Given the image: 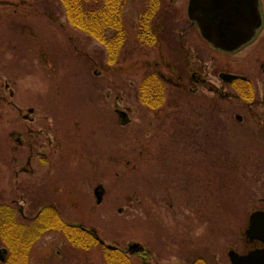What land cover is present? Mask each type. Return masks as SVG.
Segmentation results:
<instances>
[{
	"label": "rangeland",
	"instance_id": "obj_1",
	"mask_svg": "<svg viewBox=\"0 0 264 264\" xmlns=\"http://www.w3.org/2000/svg\"><path fill=\"white\" fill-rule=\"evenodd\" d=\"M151 1H123L126 41L108 64L58 0H0V205L20 220L53 207L103 242L79 248L48 230L29 264H106L103 246L131 264H230V250L251 248L249 215L264 209V22L224 54L192 25L187 0H157L146 40ZM154 72L173 82L150 108L139 88ZM224 73L245 77L251 100Z\"/></svg>",
	"mask_w": 264,
	"mask_h": 264
},
{
	"label": "trees",
	"instance_id": "obj_2",
	"mask_svg": "<svg viewBox=\"0 0 264 264\" xmlns=\"http://www.w3.org/2000/svg\"><path fill=\"white\" fill-rule=\"evenodd\" d=\"M64 9L68 23L104 46L107 63L118 60L126 41L122 13L124 0H58ZM142 14L140 36L152 39L150 19L156 11L157 0ZM238 91L244 100H251L252 94L247 83L238 82ZM142 104L159 107L164 98V85L160 77L147 73L139 88ZM18 213L10 206L0 205V242L4 247L1 264H29V253L33 244L48 231H60L74 246L88 249L99 244L94 232L82 227L67 225L53 207H45L33 218L20 220ZM106 264H131L130 259L118 248L103 246ZM199 264L200 260L198 261ZM197 261L195 264H198ZM194 264V263H193Z\"/></svg>",
	"mask_w": 264,
	"mask_h": 264
},
{
	"label": "water",
	"instance_id": "obj_3",
	"mask_svg": "<svg viewBox=\"0 0 264 264\" xmlns=\"http://www.w3.org/2000/svg\"><path fill=\"white\" fill-rule=\"evenodd\" d=\"M186 14L201 38L213 49L226 54H233L251 43L263 26L260 0H188ZM221 78L227 83L238 79L230 74H222ZM27 113L23 116L25 120L33 109H28ZM245 236L264 245V211L250 215ZM99 243L103 244L100 240ZM2 253L3 250L0 255ZM227 256L231 264H264V247L242 255L230 250Z\"/></svg>",
	"mask_w": 264,
	"mask_h": 264
},
{
	"label": "flooded vegetation",
	"instance_id": "obj_4",
	"mask_svg": "<svg viewBox=\"0 0 264 264\" xmlns=\"http://www.w3.org/2000/svg\"><path fill=\"white\" fill-rule=\"evenodd\" d=\"M157 65H158V63H156V64H154V67H155V69H157L156 67H157ZM170 71L172 72V77H177L176 76V73H175V71L173 70V67H171L170 68ZM156 74L160 77V79L162 80V81H165V82H167V83H172L173 82V79H172V77L171 78H165L162 74H158L157 72H156ZM174 75V76H173ZM220 80L223 82V83H226L225 81H224V79H222L221 78V75H220ZM177 79L179 80V81H181V79H180V77H177ZM194 80V79H193ZM195 81V80H194ZM196 81H197V79H196ZM245 82V83H247L248 84V86H249V88H250V90H251V93H252V89H251V86H250V84H249V82L247 81V79L245 78V80H240V79H237V80H234V81H232L231 83H227V84H232V83H234V82ZM175 86L176 87H182V84L181 83H177V84H175ZM3 88H4V90L5 91H8V95L10 96V98H12L13 97V92L9 89V87L7 86V84H5L4 86H3ZM226 97L228 96V95H225ZM29 162H30V159H28V161H27V164H29ZM262 211H264V209H261ZM256 211H258V210H256ZM254 212V211H253ZM251 215V214H250ZM250 215H249V217H250ZM248 224H249V219H248ZM246 243L251 247L248 251H251V250H255V249H262L264 246H263V244L262 243H260L259 241H257V240H247L246 239ZM247 251V252H248Z\"/></svg>",
	"mask_w": 264,
	"mask_h": 264
}]
</instances>
